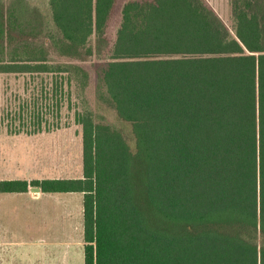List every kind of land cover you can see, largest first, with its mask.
Segmentation results:
<instances>
[{
    "label": "trees",
    "instance_id": "trees-1",
    "mask_svg": "<svg viewBox=\"0 0 264 264\" xmlns=\"http://www.w3.org/2000/svg\"><path fill=\"white\" fill-rule=\"evenodd\" d=\"M46 6L51 25L0 0V73L84 87L95 56L97 98L131 135L77 110L82 176L0 192H82L83 264H264V0H229L230 27L206 0Z\"/></svg>",
    "mask_w": 264,
    "mask_h": 264
},
{
    "label": "crops",
    "instance_id": "crops-1",
    "mask_svg": "<svg viewBox=\"0 0 264 264\" xmlns=\"http://www.w3.org/2000/svg\"><path fill=\"white\" fill-rule=\"evenodd\" d=\"M29 125L7 129L0 124V180L67 178L63 177V143H52V138L63 132ZM81 176L82 165L81 174L75 177ZM63 202L67 205L66 217L75 218V225L69 230L63 229ZM22 211L26 221L18 222ZM80 228L77 245H82L83 252L82 192H44L39 186L0 192V264H67L63 258V235L78 236ZM27 235L31 237H24ZM29 247L31 250L26 249Z\"/></svg>",
    "mask_w": 264,
    "mask_h": 264
},
{
    "label": "rangeland",
    "instance_id": "rangeland-1",
    "mask_svg": "<svg viewBox=\"0 0 264 264\" xmlns=\"http://www.w3.org/2000/svg\"><path fill=\"white\" fill-rule=\"evenodd\" d=\"M206 1L223 19L225 24L230 27L229 0ZM30 2L41 9L45 14L46 20L51 25L49 14L46 12V0H30ZM51 56L54 63L63 62V57L56 55V53H52ZM98 65L99 59L95 56L84 63L89 73L88 82L84 87H82L81 81L76 79H72L69 85H67V82L63 84V71L57 70L42 73H4L0 76L1 126L7 129L13 127L29 128V124L34 126L36 115H38L41 118L43 129L63 132V135H57L52 138V143H63V177H75L81 174V125L75 121V112L77 110L82 111L85 108H89L95 112L97 121L102 118V121L123 127L129 138L131 135L129 125L120 121L114 114L113 109L97 98L96 79ZM66 194L69 193H63V196ZM20 205L22 206V204ZM66 206L63 202V229L69 230L74 227L75 218L66 217L64 210ZM23 214L24 211L17 219L18 222L21 220L22 222L26 221V219H22V217H26ZM20 227L22 226L20 225ZM28 228L26 227V230ZM80 231L81 228L77 232L78 236L74 235V233L67 236L63 235V240H66V242H63V258L66 259L67 264L83 263L82 245H77V239L81 236L79 234L81 233ZM24 237L31 236L27 235ZM31 248L26 249L31 250Z\"/></svg>",
    "mask_w": 264,
    "mask_h": 264
},
{
    "label": "water",
    "instance_id": "water-1",
    "mask_svg": "<svg viewBox=\"0 0 264 264\" xmlns=\"http://www.w3.org/2000/svg\"><path fill=\"white\" fill-rule=\"evenodd\" d=\"M36 191H38L39 190V188L38 187H33Z\"/></svg>",
    "mask_w": 264,
    "mask_h": 264
}]
</instances>
